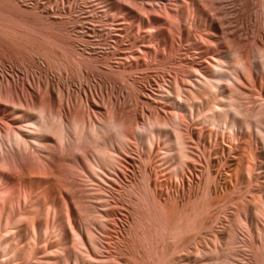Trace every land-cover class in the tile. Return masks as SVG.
Masks as SVG:
<instances>
[{
  "label": "rangeland",
  "instance_id": "1",
  "mask_svg": "<svg viewBox=\"0 0 264 264\" xmlns=\"http://www.w3.org/2000/svg\"><path fill=\"white\" fill-rule=\"evenodd\" d=\"M8 3L11 4L9 5ZM11 5L12 7H10ZM48 17L50 18L49 21L46 19ZM52 20L56 24L55 22L53 24ZM72 26L78 36L76 38L77 36L74 34V36L70 35L72 37L69 40L71 44L74 43L77 46L73 45L75 52L79 50L81 51L79 53H82V50L86 49L83 50V53H90V56L93 54L94 58L95 66L93 64H84L83 66V69L86 68L83 70L86 75L82 72V68L80 69L81 74L79 73V75L82 77L78 76L76 70L73 72L74 69H68L67 72L66 68L59 69L57 64H54V67H51V64L49 66L47 64L49 62L45 58L46 55L44 56L41 50H38V45L41 43L44 46L47 45V40H44L45 37L41 43L36 40V38L43 37L44 32L58 31L59 28ZM82 33L83 39L80 36ZM93 50H96V52ZM76 55H78V52ZM124 61L126 62L124 63ZM247 62L251 72L248 70L249 72L246 74L247 70L244 71L242 67ZM217 63H222L223 67L227 69L236 70L234 72L241 77L240 81L235 79L232 84L223 81L221 87L215 90L212 89L209 84L212 80L209 82L207 80L214 77L213 69ZM103 66L104 69H102ZM117 72L120 73L117 75ZM39 77L42 83H47L46 88L51 86V92L53 91L52 88L55 89V87H60L61 90L66 88V94H71L75 100L76 96L78 99L80 98L77 110L81 111L82 114L84 108L85 110L87 107L90 108L87 109L88 111H84V116H87L93 108L97 110L102 108L101 112L103 113L112 108L114 112L118 113H114L117 115L124 113L123 111L127 114L129 112L133 113L132 115H136L135 119L139 123V121H143V117L147 115L149 110L153 111L158 108L157 110L162 113L164 111L163 114H165L168 108L173 107L172 103H168L170 101L167 99L165 88H169L174 92L173 99H176V96L182 92L184 95L185 93L188 95H185L188 99L191 96L189 101L191 103L194 102L192 104L196 110H200L203 104L204 107L210 108L212 101L214 100L215 102L216 99L214 98L217 97L221 90H226V92L230 90L236 91L235 93H239L241 101L244 102L243 100H245L243 105L249 107L250 111L253 110V114H255L254 112H257L259 108L261 110L264 109L261 108L264 100L260 96L261 93L264 95V0H39V2L38 0H0V85L17 87L21 89L20 91H24L22 93L33 95L36 101L38 100L37 102L40 103L44 100H41L42 95H39L41 98L38 97V92L40 94V90L43 89H36ZM54 85L55 87H53ZM179 89L180 91L182 90L181 93ZM195 92L197 95L201 94L200 98L203 97V100L196 99L197 95ZM248 92L249 94L251 93L250 96ZM194 94L196 95L195 98ZM246 96L247 98H245ZM92 97L95 100L98 99L99 105L102 106L98 105L97 107V101L91 103L94 100ZM241 97L244 98L242 99ZM101 99H105L109 103L108 108L106 107L108 106L107 103L103 102L105 100ZM1 101L3 100H0V138L2 139V135L4 136L8 133L9 128H11L10 130L14 128L20 132L24 131V127L22 128L21 125L24 124L25 119H31L36 114H34V110L31 111V107L28 108V105L20 108V106H14L5 101L1 103ZM200 101H203L202 104ZM148 103L150 105H147ZM66 106L63 105L61 110L69 115L70 112L66 110L69 108ZM113 111L111 112L113 113ZM143 111L145 113L144 116ZM94 112L93 110L91 115V117L94 116L91 118L93 121L96 119ZM106 113L104 114L106 115ZM109 113L107 116H109ZM17 114L20 115L18 116ZM165 115L168 117L167 113ZM82 116L78 115V118L80 117L79 119L82 118L83 120L84 116ZM86 116L84 119L88 123L91 120H87L90 118V114ZM252 116L248 117L252 123L250 143L253 147L250 146L260 155L254 159L255 162L253 158L250 160L254 164L252 172L250 174L243 172L237 177L231 174L228 168V161L232 154L228 156V152L231 151L230 153H233V150H230L228 146L235 143V139L231 137L229 139L227 136L226 138L230 143L224 142L223 140L225 139H221V141L216 143L217 146L212 143L209 149V157L212 160L213 171L218 177L216 176V182L206 181L205 186L210 181L208 185L210 191H213L218 183L221 185L223 182H228L229 184L234 181L237 184L230 190L228 197L220 196L219 191L216 192L214 190L216 198L211 205L208 203V206H211L209 207L210 210L208 208L207 213L204 211V216L207 214L205 226L201 225L204 226L201 227L198 224L200 226H197L198 229H191V231L188 230L183 232V234L181 233L183 238H179L182 237L177 234L180 232L175 233L178 236L175 238L171 234L174 239L171 238L170 234H168L170 237L168 235L166 237L164 232V236H162L161 227L158 229L154 221H151L152 213L148 211L150 210L149 207L154 204L151 202V195H149L151 198L149 196L146 197L149 198L147 201L149 200L151 203L143 200L142 196L145 199L146 195L140 196L142 194L141 191H145L142 185L145 180V170L153 181L152 183L155 184L153 185L156 187L155 190H157L156 193L159 199H164L168 193H166L167 190H163L160 185L161 182L165 179H176L171 172L173 163L171 155L170 153L166 154V150L169 147L165 143L168 140H166L167 138L159 137L157 139L153 138V143L150 142V144L148 141L142 143L141 141H136V139L135 142L133 139L138 148L135 144V146L128 144L129 146L125 147V140L123 141L125 145L121 140H115V142L113 140V143L109 142L114 146L107 144L106 141V144H104V141L99 142L100 144L97 143L96 146H101L103 143L102 146L107 145L105 148L111 147L107 151L111 150L120 154V156L115 155V159L118 157L120 160V162L115 160V167L113 166L115 169H107L108 177L102 175L108 183L95 178L96 176L91 174L89 167H87L89 162L87 158L92 159L98 151L96 152L95 143H89L87 140L84 142L80 137L77 141H82V144L80 145L78 142L76 147L71 145L73 148L71 146L69 148V143L65 144L67 145L66 147L63 143L60 144L56 140L57 137L52 136L46 144V148L38 150L36 153L33 152V148L25 149L23 145L21 148H15V145L11 147L10 142H4L0 149L1 147L4 149L10 161L7 164L0 163V204L3 206L0 207V210H2V212L0 211V233L4 232L1 228L4 227L6 221L15 222L16 236L20 237L15 242L19 246L23 244L25 246H42L45 256L49 257V261L46 260L44 264H62L64 259H66L64 258L65 255L70 264H76L74 260L77 256L79 257V264H89L90 262V264H93L92 258H88L89 251L93 253L94 257H98L103 262L100 261L98 264H109L108 258H111V264H113V261H117V263L122 261V264H134L135 260L132 262V259L135 256V259L138 256L137 259H141V261L142 258L143 260L145 259V264H156L158 259H163V256L168 257L169 255L167 261L169 259L171 264H264V142L255 131L256 116H254V120ZM261 117H264V115H261ZM199 118L188 119L186 125H189L192 129L194 128V131L198 130L202 125ZM68 119H70V116L65 118V122H68ZM263 119L261 118V120ZM263 121L262 124L264 123ZM136 123L134 120L133 124L136 125ZM262 124L261 126H264ZM250 132L248 131V133ZM199 138L200 136L194 132L193 138H188L189 143L187 142L189 146L187 150L193 157L194 165L187 172L186 180H188L187 182L190 183V186L192 185V189L194 187L198 188L206 178V176L201 174H204L203 168L208 159L203 153L204 139ZM57 142L58 144H56ZM86 142L89 143L87 147H85L87 145ZM97 147L99 148V146ZM11 148L14 149L12 150ZM101 148L104 149V147ZM227 148L230 151H227ZM1 155L2 152L0 151V157H2ZM35 155L42 157L41 163H43L44 167L50 166V170L40 169V163L34 157ZM142 168L146 169L143 170ZM163 171L166 172V175H163ZM89 175L99 185L95 184L93 180L91 181ZM139 184L142 186L140 187ZM135 187H138L139 190ZM101 190H104L105 194ZM99 196L105 197L103 202H111L109 203V205L112 204L111 206L115 204V209L113 210V213H115L112 215L115 219L112 220V223L106 221V218L101 215L104 209L100 205L102 200H100ZM199 196L197 193L196 198H199ZM98 199L100 202H98ZM179 200L185 202V200L183 201V195ZM146 202L152 205L150 206ZM198 202L199 206L197 203L196 207L200 209L203 201L200 200ZM200 202H202V205H200ZM141 221L142 225H139ZM105 224L109 225L108 229ZM73 225V230H71ZM136 225L141 228H139L140 232L137 231L138 227ZM150 225L153 228H150ZM88 229L90 234H93V232L94 234L90 235ZM60 231L65 233L68 243L61 241ZM192 231L195 232V235H193ZM187 232H189V235ZM138 233L141 234V237L138 236ZM76 234L83 235L86 247H89L88 249L85 245L83 247L82 243L84 242L77 238ZM157 234L161 236L160 239ZM73 236L76 238H73ZM145 236L146 238H144ZM54 237L56 238L54 239ZM88 237H94L93 240L97 249L96 247L93 248L94 245L92 247ZM131 237H135L133 238L135 239L134 246L126 243L128 240L132 241ZM228 237L231 238L228 239ZM176 238L179 241L182 239L180 243ZM53 239L58 242L56 246L60 248V251L52 246L51 241ZM117 239L120 240V243ZM150 239L155 240L151 241ZM79 240L82 243H79ZM121 240H123V243ZM139 240L143 242L138 243ZM156 240L161 241L158 242ZM149 242L150 246L148 245ZM62 243L66 244V246L63 247L64 244ZM118 244H120V247ZM43 245L48 246L44 247ZM183 245H185V248H183ZM145 246L146 249H149L148 252L145 250ZM213 249L217 250L214 251ZM95 250L100 253L98 254ZM164 251L165 253L167 252V256H165ZM57 253L60 255L55 256L54 254ZM52 255L54 256L52 257ZM115 255H117L116 258ZM105 256L108 257L105 259ZM117 258L121 261L119 262ZM112 259L114 260L112 261ZM103 260L106 261L104 262ZM25 261L27 264L43 263L38 254L25 256ZM63 264H66V262Z\"/></svg>",
  "mask_w": 264,
  "mask_h": 264
},
{
  "label": "bare ground",
  "instance_id": "2",
  "mask_svg": "<svg viewBox=\"0 0 264 264\" xmlns=\"http://www.w3.org/2000/svg\"><path fill=\"white\" fill-rule=\"evenodd\" d=\"M2 1V0H1ZM42 1V0H40ZM39 2V0H38ZM2 3V2H1ZM9 4V3H8ZM11 4V3H10ZM9 4V5H10ZM12 7V5L10 6ZM5 9V8H4ZM43 11V10H42ZM45 14H48V13H45ZM49 15V14H48ZM67 16V15H66ZM46 17V16H45ZM78 17V16H77ZM68 18V17H66ZM71 18V17H69ZM44 19V18H43ZM42 19V20H43ZM48 19L49 21V17L46 18ZM55 20V19H54ZM72 20V18H71ZM53 21V20H52ZM70 21V20H69ZM51 22V21H50ZM55 21H53V24H54ZM52 23V22H51ZM50 23V25H51ZM58 23V22H57ZM49 24V23H48ZM56 24V22H55ZM51 28V27H50ZM49 28V30H51ZM48 30V31H49ZM75 29H73V26L72 27H65V28H59L58 31L56 30H51L50 32H44L43 33V37H40V38H36L38 36H36V40L38 41V43L43 40H47V45H42V43L40 45H38V50L44 54L45 58H47V64H50L52 65L51 67H54L55 65L54 64H57L59 69L60 68H66V71L68 69H74L73 72H75V70L77 71L76 73L78 74V76H81L79 75V73L81 72V68H82V72L86 75V73L83 71L85 69H83V66L84 64H93L94 65V58H93V54H91V56L89 54H85L83 53V50H86V49H83L82 50V53H79L81 51H77L75 52L74 50V43L71 44V42L69 41L70 40V35H75ZM82 31V30H81ZM80 31V32H81ZM79 32V33H80ZM73 35V36H74ZM83 33L80 35L81 38L83 37L82 36ZM86 37V35H85ZM78 38V36L76 37ZM83 39V38H82ZM85 41V40H84ZM87 42V40H86ZM74 45V46H73ZM32 46V45H31ZM102 46V45H101ZM100 46V47H101ZM77 47V46H75ZM79 47V46H78ZM95 47V46H94ZM93 47V48H94ZM35 48V47H34ZM84 48V46H83ZM87 48V47H86ZM105 48V47H104ZM29 49V48H28ZM97 49V48H95ZM35 50V49H33ZM100 50V49H99ZM21 51V50H20ZM26 51V50H25ZM94 52H96V50H93ZM78 52V55H76V53ZM85 52V51H84ZM88 52V51H87ZM93 52V53H94ZM100 52V51H99ZM3 53V52H2ZM98 53V52H97ZM108 53V52H107ZM99 54V53H98ZM103 54V53H102ZM25 55V54H24ZM104 55V54H103ZM102 55V57H103ZM10 56V55H9ZM106 56V55H105ZM124 57V56H123ZM2 59V58H1ZM126 59V58H125ZM96 60V59H95ZM120 60V59H119ZM248 61V60H247ZM123 62V61H122ZM126 61H124L125 63ZM220 62V61H219ZM246 62V61H245ZM244 62V63H245ZM137 63V62H136ZM135 63V64H136ZM122 64V63H121ZM120 64V65H121ZM130 64V63H129ZM248 62L246 64H243V69L244 71L247 70L245 73L247 74L249 71H250V67L247 65ZM54 65V66H53ZM134 65V64H133ZM95 66V65H94ZM214 69H213V73H215L214 77L211 79L209 78L210 80H207L208 82L211 81V83H209L212 87V89H217L219 87H221V84L223 83V81H226V82H230L231 84L234 82L235 79H241L240 76H238L237 74H235L234 71L236 70H232V69H227L225 67H223V64L222 63H217L214 65ZM242 66V65H241ZM240 66V67H241ZM88 67V66H86ZM232 68V67H231ZM58 69V68H57ZM63 69V70H64ZM89 69V67H88ZM104 69V66L103 68ZM238 69V68H236ZM80 70V71H79ZM249 70V71H248ZM71 71V70H69ZM79 71V72H78ZM243 71V70H242ZM68 72V71H67ZM88 72V71H87ZM92 72V71H91ZM251 72V71H250ZM120 73V72H119ZM117 72V75L119 74ZM70 74V73H69ZM72 74V73H71ZM81 74V73H80ZM82 74V75H84ZM103 74V73H102ZM245 74V75H246ZM88 75V73H87ZM82 77V76H81ZM80 77V78H81ZM250 78V77H249ZM83 79V78H82ZM87 79V77H86ZM85 79V80H86ZM89 79V78H88ZM252 79V78H251ZM45 82V81H44ZM2 84V83H1ZM36 84V83H35ZM42 83L40 77L38 78V81H37V87L36 89H43V90H40V94L38 92V97L41 98L39 95H42V98L41 100H44L40 103H38L36 101V98L29 94V93H22L24 91H20L21 89L17 88V87H14V86H8V85H0V100H3L1 101V103H3L4 101L6 103H9V104H13L14 106L17 105V106H20V108H24V106L28 105V108L31 107V111L34 110V114H36L33 118L31 119H25L24 121V124L21 125V127L23 128L24 131L20 132L16 129H12L10 130L11 128H9V131H7L8 133H6L4 136L2 135V139L0 138V146L4 145L3 143L4 142H10L9 144H11V147L15 145V148L19 147L21 148L22 145L25 149L27 148H33V152L36 153L38 152V150H41L43 148H46V144L49 142V140L52 138V136H55L57 137V141L61 143H63L64 145L66 143H69L70 146L72 145L73 147H76V143H78L79 141V137L80 139H83V141L85 142V140H87V142L89 141V143H95V146L96 144H100L101 142L104 141V144H108L109 142H112L114 140H118L121 142H123L124 140L126 141L125 144L123 142V144L125 145V147L129 144L131 146H135L136 143H134L135 139L136 141H141L142 143L148 141L149 144L150 142L153 143L152 139H157L158 137L159 138H167L166 140H168V144L165 143L166 145H168L169 149H167V153L166 154H169L171 155V159H172V166H171V172L175 175L176 179L175 178H172L171 180H164L163 182H161V186L163 188V190H167L166 193V197L164 199H159L158 196H157V190H155V184L152 183L153 181L149 178V176L147 175L148 172H146V168L143 169L145 170L144 174H145V180L142 182V185L144 186L143 188L145 189V193L141 191V195H146L145 196V199H144V196H142L143 200L147 201V199L151 198L154 200L151 199V202H153L154 204H150L151 207H149L150 210H148L149 212L151 211V221H154V224L156 225V227L158 226V229L160 228L161 229V234L162 236L163 235V232L164 234L167 235L168 234H173L174 235V238L175 237H178L177 234L180 236L181 233L183 234V232H186V231H191V229H198L197 226H199L198 224L201 225H204L205 221H206V216L207 214L204 216L205 212L207 213V210L209 207H211L210 205L212 204V201L216 198L215 195H214V190H216V192L219 191L220 193V196H225V197H228L230 195V190H232L233 187L236 186L237 182H232V183H229L228 182H223L221 185H219V183L217 185H215V189H213V191H210V187L208 185V183L211 181H214L216 182L215 180L217 179V175H215L214 171H213V168H212V160L210 159L209 157V154H210V145H212V143H218L219 141H221V139H225L223 140L224 142H229V140L226 138L228 136V138L230 139L233 138L236 140L235 143H232V144H229L228 146V143H227V146L229 147L230 150H233L232 152L233 153H230L231 151L227 148V151H230L228 152V156L229 154H232L230 155V159H229V163H228V168L229 170L231 171V174L235 175L236 177L239 176L240 174H242L243 172H247V174L251 173L252 170H253V165L251 163L250 160H252L251 158L256 159L258 158L260 155L258 154V152L256 150H254V148L252 149L251 146L252 144L250 143V139L252 138L251 136V121H249L248 117L250 118L252 115L256 116L255 120H256V124H255V128H256V132L258 133V135H260V138L262 139V141L264 142V126H261L262 124V121L264 120H261V118H264V117H261V115H264V101L262 102L263 104L261 105V108L263 110H261L259 108V110H255L257 112H254L255 114H253V110L250 111V108L249 107H246L243 105V103H245V100H243L244 102L241 101L240 97H239V93H235L236 91H227L224 90V91H218L219 94L217 95L215 102L214 100L212 101V104L214 102V104L210 105V108H207V107H204L202 104L203 101H200L201 104H198V105H201V109H197L195 108V106L192 104L194 102H190L189 100L191 99V96H190V99H188V97H185V95H187L185 93H183V95H181V91L180 93L181 94H176L177 98L173 99L172 96L175 95L173 94L174 92H172V90H170L169 88H165V90L167 91V99L168 103H172L173 107L172 108H168L167 110L166 109H163V110H166L165 114L167 113L168 117L163 114V113L160 111V110H149V112L147 113V115L144 116V111H143V121H138L135 119V116L131 114V112H129V114H127L125 111H123L124 113H120L119 115H117L118 113L117 112H114L112 110V108H109L107 111H105L104 113L106 112H110L109 113V116L108 113H106V115L101 112L102 111V108H100L101 110H97L96 108H93V110L95 111V115H96V119L93 121V119H91V115H92V112L93 110L88 113V115L90 114V118H88L87 120H90L88 123L85 122L86 119L85 116H84V111H86L89 107H87V109L85 110L84 108V111L82 112L81 114V111H78L77 110V106H78V102L80 101V98L78 99L77 96H76V100L73 96H71V94H66L67 91H65V89L62 91L60 89V87L56 88L55 85L52 88L53 91L51 92L50 90V87L47 88L45 87L47 85ZM4 85V86H3ZM49 85V83H48ZM209 85V86H210ZM57 86V85H56ZM59 86V85H58ZM61 86V85H60ZM248 86V85H247ZM45 88V89H44ZM62 88V87H61ZM69 88V87H68ZM224 88V87H223ZM222 88V89H223ZM38 89V90H39ZM57 89V90H56ZM55 90V92H54ZM69 90V89H68ZM250 90V89H249ZM26 92V91H25ZM37 92V91H36ZM193 92V91H192ZM162 93V92H161ZM176 93V92H175ZM178 93V92H177ZM202 93V92H201ZM212 93V92H211ZM73 94V93H72ZM195 94L197 95V93L195 92ZM194 94V95H195ZM247 94V93H246ZM245 94V95H246ZM251 94V93H250ZM249 92H248V95L250 96ZM74 95V94H73ZM190 95V94H189ZM196 95L194 96V98L196 97ZM201 95V94H200ZM200 95L198 94L196 99H201L203 100L201 97L200 98ZM205 95V94H204ZM206 95H207V92H206ZM213 95V94H212ZM211 95V97H212ZM247 95V96H248ZM158 96V95H157ZM188 96V95H187ZM216 96V95H214ZM247 96L245 98H247ZM262 96V99L264 100V95L261 93ZM94 97V96H93ZM92 97V98H93ZM208 97V96H207ZM26 98V99H25ZM209 98V97H208ZM242 99L244 97H241ZM260 98V97H259ZM78 99V100H77ZM94 99V98H93ZM178 99V100H177ZM212 99V98H211ZM250 99V98H249ZM98 100V99H97ZM97 100H93V102L91 103H95ZM101 100H105V99H101ZM177 100V101H175ZM208 100V99H207ZM27 101V102H26ZM158 101V100H157ZM161 101V100H160ZM165 101V100H164ZM210 101V99H209ZM88 102V100H87ZM90 102V101H89ZM99 101L96 102V104L98 103ZM104 103H107L106 100L103 101ZM102 102V103H103ZM163 102V101H162ZM38 103V104H37ZM44 103V104H42ZM90 103V104H91ZM101 103V104H102ZM147 103V102H146ZM167 103V104H168ZM205 103V102H204ZM100 103L97 104V107ZM109 103H107L108 105ZM42 105V106H41ZM63 105H67L66 107H68L69 109H66L70 112V114H66L64 112H62V106ZM104 105V104H103ZM106 105V104H105ZM147 105H150L149 103ZM146 105V106H147ZM247 105V103H246ZM16 106V107H17ZM22 106V107H21ZM90 106H93V105H90ZM100 106V105H99ZM102 106V105H101ZM100 106V107H101ZM152 106V105H151ZM170 106V104H169ZM203 106V108H202ZM209 106V105H208ZM27 107V106H26ZM107 108L109 107L106 106ZM166 107V106H165ZM104 108V107H103ZM149 108V107H148ZM167 108V107H166ZM90 109V108H89ZM92 109V108H91ZM111 109V110H110ZM150 109V108H149ZM152 109V108H151ZM162 109V108H161ZM22 110V109H21ZM64 110V111H66ZM67 111V113H68ZM88 111V110H87ZM90 111V110H89ZM104 111V110H103ZM113 111V113L111 112ZM151 111V112H150ZM75 112V113H73ZM252 112V114H251ZM31 113V112H30ZM93 113V114H94ZM112 113V114H111ZM114 113H117V114H114ZM126 113V114H125ZM74 114V115H73ZM87 114V112H86ZM125 114V116H124ZM135 114V113H134ZM18 115V114H17ZM20 115V114H19ZM18 115V116H19ZM68 115V116H67ZM78 115H83L84 118L82 120L78 118ZM87 115V116H88ZM70 116V119H68L69 121L68 122H65V118L68 117L69 118ZM82 116V117H83ZM86 116V117H87ZM124 116V117H123ZM134 116V117H133ZM138 116V115H137ZM254 116H252L253 120H254ZM17 117V116H16ZM196 117H200V121H201V127L198 128V130L196 129V131H194L189 125H186L187 124V120L190 119V118H196ZM23 118V116H22ZM135 120V124H133L134 120ZM252 120V119H251ZM79 121V122H78ZM81 121V123H80ZM192 121V120H191ZM7 122V121H6ZM186 122V123H185ZM189 122V121H188ZM255 122V121H254ZM264 122V121H263ZM1 123V122H0ZM9 123V122H8ZM10 124V123H9ZM197 124V123H196ZM186 125V127H185ZM264 125V123L262 124ZM192 126V125H191ZM250 127V128H249ZM254 128V129H255ZM248 131L250 133H248ZM1 132V131H0ZM194 132H196V134L198 136H200L201 139H204V148H203V153H205V157H207L208 161L207 163L204 165V168H203V173L205 174H201L203 176H206L205 178V181L203 182V184H199L198 188L197 187H194L192 189V185L190 186V183L187 182L188 180H186V174L188 171H190V169H192L193 165H194V162H193V157L191 155V153L187 150V148H189L187 142L189 141L188 138L191 139V137L193 138L194 136ZM2 134V133H1ZM249 134H250V138H249ZM190 135V136H189ZM257 135V134H256ZM85 139H84V137ZM83 137V138H82ZM199 138V139H200ZM134 139V141H133ZM232 139V140H233ZM55 140V141H56ZM162 140V139H161ZM54 141V140H53ZM106 141V143H105ZM135 141V142H136ZM156 141V140H155ZM231 141V140H230ZM252 141V140H251ZM58 142L56 144H58ZM82 142V141H81ZM79 142V144L81 145L82 143ZM86 142V146L87 147L89 145V143ZM100 142V143H99ZM120 142V144H122ZM161 142V141H160ZM165 142V141H164ZM210 142V143H209ZM232 142V141H231ZM113 143V142H112ZM118 143V142H116ZM138 143V142H137ZM141 143V144H142ZM189 143V142H188ZM222 143V142H221ZM230 143V142H229ZM253 143V142H252ZM59 144V145H60ZM103 144V143H102ZM100 145H97L99 146V148L101 147H104L99 149L97 146L95 147L94 144H92L96 150V155L91 158H87L89 161L87 163V167H89L90 169V172L91 174H93L94 176H96L95 178H99L100 180L104 181L105 183H108L107 180H105L104 176L102 175H109L108 172H107V169H115L114 167V164H115V160H119L118 157L117 159H115V155L117 153H115V151H107L108 148H111L110 146H108V148L105 146L107 145H103L102 146ZM135 144V145H134ZM226 144V143H224ZM6 145V144H5ZM85 145V144H84ZM109 145H111V143H109ZM119 145V144H118ZM128 145V146H129ZM146 145V144H145ZM163 145V144H162ZM190 145V144H189ZM251 145V146H250ZM67 147V145H65ZM71 146V148H73ZM92 146V147H93ZM111 146H114V145H111ZM123 146V145H122ZM121 146V147H122ZM137 146V145H136ZM161 146V145H160ZM217 146V145H216ZM223 146V145H222ZM225 146V145H224ZM226 146V147H227ZM61 147V146H59ZM79 147V146H78ZM93 147V148H94ZM124 147V146H123ZM122 147V148H123ZM151 147V146H150ZM253 147V146H252ZM84 148V147H82ZM92 148V149H93ZM130 148H133V147H130ZM138 148V146H137ZM215 148V147H214ZM225 148V147H224ZM223 148V149H224ZM12 149V148H11ZM14 149V148H13ZM12 149V150H13ZM51 149V148H50ZM64 149V148H63ZM91 149V148H90ZM99 149V150H98ZM120 149V148H119ZM125 149V148H123ZM134 149V148H133ZM191 149V148H190ZM199 149V148H198ZM45 150V149H44ZM72 150V149H71ZM82 150V149H80ZM89 150V149H88ZM94 150V149H93ZM121 150V149H120ZM128 150V149H127ZM0 151L2 152V157H0V163L2 164H7L9 163L10 161V158L8 155H6L4 149L1 147ZM18 151V150H17ZM28 151V150H27ZM31 151V150H30ZM54 151V150H53ZM91 151V150H90ZM89 151V152H90ZM123 151V150H122ZM202 151V150H201ZM32 152V151H31ZM88 152V151H87ZM85 153V152H84ZM113 154H114V157H113ZM94 155V154H93ZM118 156H120V154H117ZM215 155V154H214ZM84 156V155H83ZM86 156V155H85ZM36 158V160H38V162L40 163V169H49L50 170V166H43V163L42 160L43 158L40 157V156H37L35 155L34 156ZM88 157V156H87ZM133 157H135V155H133ZM250 157V158H249ZM34 158V159H35ZM47 158V157H46ZM121 158V157H119ZM131 158V157H130ZM142 158V157H141ZM195 158V157H194ZM86 159V158H85ZM123 159V157H122ZM143 159V158H142ZM144 161V160H143ZM142 161V162H143ZM196 161V160H195ZM226 161V160H225ZM117 162V161H116ZM120 162V160H119ZM255 162V160H254ZM54 163V162H53ZM123 163V162H121ZM167 163V162H166ZM49 164V163H48ZM118 164V163H117ZM114 166V167H113ZM167 166V164H166ZM118 167V166H117ZM140 167V166H139ZM263 168V167H262ZM42 170V171H43ZM169 170V169H168ZM202 170V169H201ZM48 171V170H47ZM46 171V172H47ZM83 171V169H82ZM45 172V171H43ZM85 172V171H84ZM141 172V170H140ZM219 172V171H218ZM217 172V173H218ZM48 173V172H47ZM88 173V172H87ZM191 173V172H190ZM230 173V172H228ZM90 174V173H89ZM143 175V173H142ZM163 175H166V172L163 171ZM173 175V176H174ZM202 176V177H203ZM217 176V177H216ZM234 176V177H235ZM244 176V175H243ZM43 177V176H41ZM90 177V175H89ZM108 177V176H107ZM170 177V176H169ZM164 178V177H163ZM42 179V178H41ZM91 181L93 180V182L97 185H99L98 182H96L93 178H89ZM174 179V180H173ZM189 179V178H188ZM204 179V178H203ZM237 179V178H235ZM201 180V179H200ZM210 180L207 185L208 187L205 186V182ZM226 180V179H225ZM224 180V181H225ZM98 181V180H97ZM236 181V180H235ZM227 183V184H226ZM101 184V183H100ZM135 184V183H134ZM154 184V185H153ZM136 185V184H135ZM140 185V184H139ZM140 185V187L142 186ZM188 185V186H187ZM214 185V184H213ZM99 187V186H98ZM133 187V186H132ZM139 187V186H138ZM138 187H135L136 189L139 190ZM100 188V187H99ZM116 188V187H115ZM158 188V187H157ZM133 189V188H132ZM141 189V188H140ZM202 189V190H201ZM219 189V190H218ZM221 189V190H220ZM202 192H200V191ZM103 194H105L103 191L104 190H101ZM100 191V192H101ZM134 191V190H133ZM132 191V192H133ZM159 191V190H158ZM140 192V191H138ZM148 192V193H146ZM215 192V193H216ZM198 193V196L199 194H201L199 196V198L197 197L196 198V195ZM218 193V194H219ZM137 194V193H136ZM148 194V195H147ZM102 195V194H101ZM151 195V197L149 196ZM183 195V201L185 200V202H182V200L180 201L179 198H181ZM97 196V195H96ZM149 198H146L148 197ZM219 196V195H218ZM102 200V203L100 204L102 206V209L103 210V213L101 214L102 217L106 218V221H108L109 223H112V220L115 219L112 217V215L115 213H113V210L115 209V204L114 206H111L109 205V202L106 201V202H103L105 201V197H101L99 196ZM139 198V197H138ZM140 197V199H142ZM93 199V198H92ZM104 199V200H103ZM198 199V200H197ZM99 200V199H98ZM100 200L98 202H100ZM107 200V199H106ZM202 200L203 201V205H204V202H205V205L203 207L202 205V202H200L202 205L203 208L207 207L208 206V203H210V205L205 208L204 210H202L203 208L200 206V209L198 207H196V204L199 206V202ZM97 201V199H96ZM142 201V200H141ZM147 201V202H148ZM146 202V203H147ZM114 203V202H113ZM118 204V203H117ZM116 204V205H117ZM148 204V203H147ZM148 204V205H149ZM99 206V205H98ZM99 206V207H101ZM0 207H3L1 206L0 204ZM7 207V206H6ZM153 208V209H151ZM202 208V209H201ZM4 209V208H2ZM119 209V208H118ZM146 209V208H145ZM5 210V209H4ZM147 210V209H146ZM210 210V208H209ZM2 212V210H0ZM154 211V212H153ZM205 211V212H204ZM121 212V211H120ZM141 213V211H139ZM204 212V213H203ZM210 212V211H209ZM147 214H149L148 212H146ZM104 215V216H103ZM141 216V215H140ZM150 216V215H149ZM142 217H143V213H142ZM140 217V218H142ZM153 217V218H152ZM9 218V217H8ZM146 218V217H145ZM143 218V219H145ZM142 219V220H143ZM147 219H148V216H147ZM141 220V219H139ZM150 221V219H148ZM111 221V222H110ZM138 221V220H137ZM147 221V220H146ZM11 221H6V223L4 224V227L1 228V230H4V232H1L0 233V264H27L26 261H25V256H31V255H34V254H38V256L40 255V260L43 262L42 264H44L46 262V260L49 261V257H46L45 256V252H43L44 248L42 246H38V245H28V246H25L24 244L21 246H19L15 240L20 238L19 236L17 237L16 235V230L14 228V223L15 222H12L10 223ZM104 222V220H103ZM115 222V221H114ZM139 222V221H138ZM145 222V221H144ZM102 223V222H101ZM114 224V223H113ZM144 224V223H143ZM148 224V223H147ZM146 224V225H147ZM151 224V223H149ZM153 224V226H154ZM72 225V223H71ZM106 225V224H105ZM133 225V224H132ZM139 225H142V221H141V224ZM63 226V225H62ZM95 226V225H94ZM107 226V229H108V226L109 225H106ZM134 226V225H133ZM145 226V225H144ZM143 226V228H144ZM199 226V227H200ZM205 226V225H204ZM204 226H201V227H204ZM73 227L74 225L72 226V229L73 230ZM132 227V226H131ZM135 227V226H134ZM136 227H138L136 225ZM148 227V226H147ZM71 228V227H70ZM139 228L137 229V231H139ZM146 228V226H145ZM144 228V229H145ZM150 228H153L151 225H150ZM48 229V228H47ZM59 229V228H58ZM130 229V228H129ZM135 229V228H134ZM141 229V228H140ZM149 229V227H148ZM154 229H156L154 227ZM75 230V229H74ZM89 230V229H88ZM131 230V229H130ZM136 230V229H135ZM147 230V229H145ZM163 230V231H162ZM93 231V230H92ZM128 231V230H127ZM144 231V230H143ZM159 231V230H158ZM176 231V232H175ZM68 232V231H67ZM89 234H90V230L88 231ZM136 233V231H134ZM133 232V233H134ZM140 232V231H139ZM150 232V230H149ZM177 232H180V233H177ZM193 232V231H192ZM197 232V231H196ZM51 233V232H50ZM61 235V241H64V242H67V236L65 235V233H63V231H60ZM130 233V232H129ZM157 233H160V232H157ZM177 233V234H175ZM189 232H187L188 234ZM194 233V234H193ZM192 234L195 235V232H193ZM78 234V233H77ZM76 234V235H77ZM88 234V235H89ZM92 234V233H91ZM90 234V235H91ZM94 234V232H93ZM92 234V235H93ZM110 234V233H109ZM125 234V233H124ZM131 234V233H130ZM139 234V233H138ZM137 234V235H138ZM145 234V233H143ZM47 235V234H46ZM132 235V234H131ZM136 235V234H134ZM141 234H139L138 236H140ZM146 235V234H145ZM158 235V234H157ZM173 235H171V238H173ZM176 235V236H175ZM189 235V234H188ZM192 235V236H193ZM54 236V235H53ZM70 236V235H69ZM110 236V235H109ZM153 236V235H152ZM156 236V235H155ZM160 236V235H158ZM169 236V235H168ZM182 236V235H181ZM186 236V235H185ZM51 237V236H50ZM107 237V236H106ZM112 237V236H111ZM136 237V236H135ZM133 237V238H135ZM141 237V236H140ZM150 237V236H149ZM154 237V236H153ZM165 237V238H166ZM170 237V236H169ZM56 237H54L55 239ZM70 238V237H69ZM73 238H76L75 236H73ZM77 238H79L81 241H83L84 243H82L80 240L79 243H82L83 244V247L85 245L86 247V243H85V240L83 238V235H77ZM89 238V237H88ZM87 238V239H88ZM94 238V237H93ZM93 238H89L88 240L91 241L92 243V247L94 245L93 248L96 247L97 249V246L95 244V241L93 240ZM126 238V237H125ZM124 238V239H125ZM132 239V241H126L127 244L130 243V245L132 244L134 246V243H135V239ZM146 238V236L144 237ZM144 238H141L142 240ZM155 238V237H154ZM161 238V236L159 237V239ZM164 238V239H165ZM179 238H183L182 237H179ZM186 238V237H185ZM184 238V239H185ZM231 238V237H228V239ZM50 240L51 241V244L52 246L54 247V249H58V251H60L59 249L60 248H57L56 246V240ZM111 239V238H110ZM123 239V240H124ZM130 239V238H129ZM139 239V237H138ZM149 239V238H148ZM163 239V240H164ZM171 239V240H172ZM178 240V238H176ZM19 240V239H18ZM58 240V239H57ZM70 241H72L71 239H69ZM76 240V239H74ZM118 240V239H117ZM123 240L122 243H123ZM134 240V241H133ZM145 240V239H144ZM151 240V239H150ZM153 241L155 239H152ZM151 240V241H152ZM168 240V239H167ZM170 240V241H171ZM182 239H180L181 241ZM217 240V239H216ZM69 241V242H70ZM108 241H110L108 239ZM112 241V240H111ZM120 240H118L119 242ZM136 241H137V238H136ZM146 241V240H145ZM156 241H161V240H156ZM174 242V240H172ZM179 241V240H178ZM177 241V242H178ZM179 241V243H180ZM231 241V239H230ZM75 242V241H74ZM140 242H143V241H140ZM165 242V240H164ZM176 242V243H177ZM68 243V242H67ZM109 243V242H108ZM120 243V242H119ZM137 243V242H136ZM153 243V242H152ZM178 243V244H179ZM185 243V242H184ZM218 243H219V240H218ZM44 244V243H43ZM47 244V243H46ZM64 244V243H62ZM142 244V243H141ZM169 244V243H168ZM182 244V242H181ZM228 244V243H227ZM68 245V244H67ZM104 245V244H103ZM120 244H118L119 246ZM136 245V244H135ZM146 245V244H145ZM150 246V242L148 244ZM147 245V246H148ZM174 245V244H173ZM221 245V244H220ZM223 245V244H222ZM44 247H47L48 245H43ZM66 246V244L63 245V247ZM79 246V245H78ZM138 246V245H137ZM152 246V245H151ZM177 246V245H176ZM182 246V245H181ZM185 245H183V248ZM73 247V246H72ZM120 247V246H119ZM144 247V246H143ZM208 247V246H207ZM211 247V246H210ZM69 248V246H68ZM82 248V247H80ZM87 248V247H86ZM89 248V247H88ZM87 248V249H88ZM91 248V249H93ZM118 248V247H117ZM124 248V247H123ZM126 248V247H125ZM138 248V247H137ZM141 248V247H140ZM139 248V249H140ZM150 248V247H149ZM153 248V246H152ZM158 248V247H156ZM52 249V250H54ZM76 249V248H75ZM83 249V248H82ZM128 249V248H127ZM131 249V248H129ZM136 249V248H135ZM72 250V248H71ZM84 250V249H83ZM82 250V251H83ZM145 250H147L148 252V248L146 249V246H145ZM154 250V249H153ZM152 250V251H153ZM185 250V249H183ZM214 250V249H213ZM217 250V249H216ZM214 250V251H216ZM51 251V249H50ZM69 251V250H68ZM97 251V250H95ZM140 251V250H139ZM155 251V250H154ZM158 251V250H157ZM42 252V253H41ZM64 252V251H63ZM93 252V251H92ZM103 252V251H102ZM134 252V251H133ZM136 252V251H135ZM138 252V251H137ZM171 252V251H169ZM53 253V252H52ZM80 253V252H79ZM88 253V252H87ZM98 253V251H97ZM96 253V255H98ZM132 253V251H131ZM146 253V252H145ZM157 253V252H156ZM165 253V251H164ZM167 253V252H166ZM165 253V256H167ZM173 253V252H172ZM212 253V252H211ZM49 254V253H48ZM82 254V253H81ZM80 254V255H81ZM110 254V253H109ZM139 254V253H138ZM150 254V253H148ZM171 254V253H170ZM55 256L57 255H60L59 253L57 254H54ZM52 255V257L54 256ZM71 255V254H70ZM105 255V254H103ZM101 255V256H103ZM112 255V254H111ZM118 255V254H117ZM117 255H115V258L117 257ZM146 255V254H145ZM158 255V254H156ZM64 256V255H63ZM86 256V254H85ZM99 256V255H98ZM110 256V255H109ZM144 256V255H143ZM154 256V254H153ZM162 256V255H161ZM170 256V255H169ZM168 257H164L163 256V259H158L157 262L158 264L159 263H165V261H167V258ZM51 257V256H50ZM90 257V259L92 258V261L94 262L93 264H98L101 260L98 258V257H94L93 256V253H88V258ZM108 257V256H107ZM105 256V259L107 258ZM114 257V256H112ZM133 257V256H131ZM136 257V256H135ZM135 257H133L134 259H132V262L133 260L134 261V264H145L146 262L143 260L142 258V262L141 259H135ZM151 257V256H150ZM31 258V257H30ZM57 258V257H56ZM66 259H64V262H66V264H70V261L67 259L66 255L65 257ZM70 258V257H69ZM87 258V257H86ZM101 258V257H100ZM104 259V257H102ZM119 258V256H118ZM117 258V259H118ZM141 258V257H140ZM160 258V257H159ZM211 258V257H210ZM79 257H75V262L76 264H79ZM83 259V258H81ZM85 259V257H84ZM89 259V261H90ZM109 260V264H111L112 262L110 261L111 258H108ZM171 259V258H170ZM173 259V258H172ZM88 260V259H87ZM114 259H112L113 261ZM116 260V259H115ZM218 260V259H217ZM47 261V262H48ZM52 261V260H51ZM54 261V260H53ZM85 261V260H83ZM104 262L106 260H103ZM118 261L120 262L121 260L118 259ZM147 261V260H146ZM169 261V259H168ZM166 262V263H170L171 261L169 262ZM213 261V260H212ZM62 262V261H61ZM74 262V263H75ZM102 262V261H101ZM122 262V261H121ZM120 262V263H121ZM131 262V261H130ZM156 262V264H157ZM215 262V261H214ZM62 263V264H63ZM89 263V262H88ZM91 263V262H90ZM89 263V264H90ZM103 263V262H102ZM120 264V263H117V261H113V264ZM165 263V264H166ZM205 263V262H204ZM47 264V263H46ZM122 264V263H121ZM127 264V263H126ZM129 264V263H128ZM132 264V263H131ZM171 264V263H170ZM190 264V263H189Z\"/></svg>",
  "mask_w": 264,
  "mask_h": 264
}]
</instances>
